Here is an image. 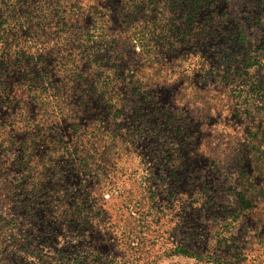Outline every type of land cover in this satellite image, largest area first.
<instances>
[{
  "label": "rangeland",
  "instance_id": "374dc122",
  "mask_svg": "<svg viewBox=\"0 0 264 264\" xmlns=\"http://www.w3.org/2000/svg\"><path fill=\"white\" fill-rule=\"evenodd\" d=\"M63 258L264 264V0H0V264Z\"/></svg>",
  "mask_w": 264,
  "mask_h": 264
},
{
  "label": "trees",
  "instance_id": "16d2710c",
  "mask_svg": "<svg viewBox=\"0 0 264 264\" xmlns=\"http://www.w3.org/2000/svg\"><path fill=\"white\" fill-rule=\"evenodd\" d=\"M35 95H36V94H35ZM33 97H34V96H33ZM34 99H35V101H40V99H41V95L39 94V96H38V94H37V96H35ZM63 261H65L64 258H63L62 260L59 261V264L64 263ZM81 261H82V260H79V258H78V260H77L76 262H79V263H80Z\"/></svg>",
  "mask_w": 264,
  "mask_h": 264
}]
</instances>
